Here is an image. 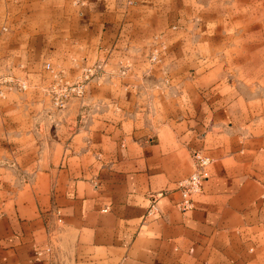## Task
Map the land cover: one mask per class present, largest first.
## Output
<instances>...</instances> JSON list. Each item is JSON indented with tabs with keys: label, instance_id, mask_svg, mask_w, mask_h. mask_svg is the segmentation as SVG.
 Wrapping results in <instances>:
<instances>
[{
	"label": "crops",
	"instance_id": "1",
	"mask_svg": "<svg viewBox=\"0 0 264 264\" xmlns=\"http://www.w3.org/2000/svg\"><path fill=\"white\" fill-rule=\"evenodd\" d=\"M5 73L0 264H264V0H0Z\"/></svg>",
	"mask_w": 264,
	"mask_h": 264
},
{
	"label": "built area",
	"instance_id": "2",
	"mask_svg": "<svg viewBox=\"0 0 264 264\" xmlns=\"http://www.w3.org/2000/svg\"><path fill=\"white\" fill-rule=\"evenodd\" d=\"M45 67H49L48 63H45ZM93 67H86L80 77L73 82H68L62 79L58 73H54L53 79L48 83V92L51 93L54 102L58 106L64 104L65 99L70 94L80 96L83 93L84 81L92 74ZM0 81L6 84H16L18 88L25 89L26 83L24 81L15 82V79L11 75H5L0 78ZM193 167L191 172L184 178L178 181V188L180 191V199L177 202L179 209H189L192 206V195L198 193L201 190L202 181L207 176L205 167L210 162V158L199 150H194L191 153ZM157 210L153 201L150 202L146 209V214H153Z\"/></svg>",
	"mask_w": 264,
	"mask_h": 264
},
{
	"label": "rangeland",
	"instance_id": "3",
	"mask_svg": "<svg viewBox=\"0 0 264 264\" xmlns=\"http://www.w3.org/2000/svg\"><path fill=\"white\" fill-rule=\"evenodd\" d=\"M160 45H161V42H160ZM154 48H155V49H154ZM154 48H153L152 51H149L150 53H149V55L146 57L147 60H149V61H150V60H151V61H152V60H155V59L157 58L158 51H157V49H156V46H155ZM160 48H161V46H160ZM138 72H139L140 76H142L143 78H145V77L150 78V77L152 76L151 68H150V66H149L148 64H145V66H143V68H141L140 71H138ZM193 74H194V73H193ZM5 75H11V76L15 79L14 83H15V82H21V81H23V80L18 79L15 75L10 74V73L2 74V75H0V78H2V77L5 76ZM85 81H86V80H85ZM85 81H84V82H85ZM50 82H51V81H49V83H50ZM68 82H73V81H68ZM25 83H26V82H25ZM26 86H27V83H26ZM47 86H48V85H47ZM47 86H44V91H46V92L50 95V98H51L52 102H53L58 108L63 107V106L65 105V103H66V101H67V99H68L69 97L76 96L75 94H70V95H68V97H67V98L65 99V101H64V104H63L62 106H58V105L54 102V99H53L51 93L48 92V88H47ZM12 88L21 89V88H18L16 84H11V85H9V84H6L5 82L0 81V95H2V94L4 93V91L9 90V89H12ZM147 88H150V86L147 87ZM83 89H84V88H83ZM21 90H23V89H21Z\"/></svg>",
	"mask_w": 264,
	"mask_h": 264
}]
</instances>
